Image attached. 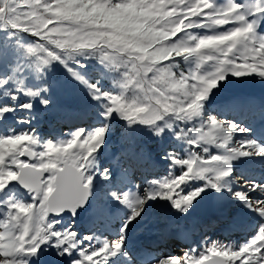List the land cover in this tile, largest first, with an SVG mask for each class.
<instances>
[{
    "label": "snow or ice",
    "instance_id": "6c2138e0",
    "mask_svg": "<svg viewBox=\"0 0 264 264\" xmlns=\"http://www.w3.org/2000/svg\"><path fill=\"white\" fill-rule=\"evenodd\" d=\"M262 21L264 0H0V31L35 38L19 51L24 67L42 81L39 87H25L17 79L19 66L0 78V121L20 111L28 116L16 123L30 124L36 99L44 112L57 114L59 123H68L72 115L88 120L87 111L72 114L52 105V85L44 73L54 63L65 68L95 107L91 126L77 127L65 134L67 139L40 142L34 129L9 128L0 134V264H40L49 249L61 258L58 264H264V182L233 176L232 168L243 158H264V144L235 140L249 129L204 114V105L227 77L264 79V34L257 31ZM193 29L210 34L197 35ZM77 56L94 57L104 70L101 78L105 72L115 74L113 90L68 67L67 61L85 67ZM179 61L192 65L191 70L182 69ZM251 115L264 120V106ZM114 116L125 126L113 154L108 141ZM137 125L157 140L169 133L183 145L160 154L168 163L166 175L148 178L157 165ZM105 155L109 166H98L97 157ZM134 176L142 183L133 184ZM94 182L101 188L98 194ZM209 191L226 193L258 218L244 243L223 244L204 235L199 252L182 248L161 255L157 249L174 234L181 239L192 232L206 234L218 220L189 227L158 220L154 240L127 247L149 201L167 202L183 217ZM222 201L223 196L214 211H227ZM112 202L123 211L113 215ZM86 206L93 225L104 226L111 238L103 230L82 234L65 222Z\"/></svg>",
    "mask_w": 264,
    "mask_h": 264
},
{
    "label": "rangeland",
    "instance_id": "374dc122",
    "mask_svg": "<svg viewBox=\"0 0 264 264\" xmlns=\"http://www.w3.org/2000/svg\"><path fill=\"white\" fill-rule=\"evenodd\" d=\"M218 3H223V0H217ZM237 3H256L257 0H235ZM223 29H216L214 31H222ZM194 34L205 35L210 34L205 29H193ZM258 32L264 34V21L261 22ZM35 38L26 33H18L14 31H0V78L10 73L13 66H19L22 70L17 75V79L23 81V85L27 88L39 87L42 81H36L31 73L24 67V58L20 54V47L27 46L33 43ZM85 65L84 68H79L73 61H67L68 67L73 71L83 76L89 82H96L99 80V86L105 91H112V76L115 74L104 73L103 78L100 77V73L104 72L101 65H99L94 57H90L85 60L82 56L75 57ZM180 67L185 70H191L192 65L185 64L183 61H179ZM203 71V69H202ZM44 79L52 85L50 90V98L52 105L56 107L64 108L68 113L75 114L79 111L89 112V118L87 121L79 119L76 115L69 117L68 123H59L58 116L54 112H44L39 100L33 101V110L31 123L28 125L17 124L18 118H24L28 116V113L17 111L16 113L9 114L8 119L0 121V134H7L9 128L14 131L23 130H35V135L40 142L57 141L67 139L65 135L70 131H74L79 126H91L95 117V107L90 98L86 96L83 88L68 75L64 67L59 63H54L49 70L44 73ZM9 90H12L11 83L6 85ZM249 101H256V105H250ZM10 103L9 101H5ZM20 102H27L26 98L20 97ZM258 106H264V79H259L255 75L248 77H227L220 86L214 90V95L210 97V101L204 105V114L215 115L220 119H227L235 121L241 126L249 129L246 134H237L235 140L252 139L258 143L264 144V120L251 115L252 112L257 110ZM43 115V116H41ZM123 121L118 118H114L110 122V136L108 141L112 147L113 154L116 151V145L118 137L120 135L117 129L119 123ZM57 127V128H56ZM140 128V132L149 134L148 141L156 140L152 137L151 133L145 131L141 126H134ZM162 140L165 144L169 142L176 146V151H180L183 148L182 144H178L171 134L166 133ZM160 139L159 142H162ZM146 144V142H143ZM165 147H161L160 150H149L153 154V158L157 165L155 172L150 173L148 178H159L166 175L168 172V163L159 159L160 154ZM212 152H216V149H211ZM23 159V158H22ZM98 166H109V157L105 155L103 158L97 157ZM233 176H243L247 179H253L257 182H264V158H243L232 163ZM178 174V173H177ZM142 183L137 180L136 176L133 177V184ZM132 184H125V189L132 190ZM124 190V189H122ZM17 191L21 194V198L27 201L29 198L23 195L22 191ZM101 188L95 184L93 187L94 194H98ZM210 195V207L212 209L211 215L206 216L209 210V203L206 198L203 209L201 208V214L196 212L197 207L201 204H195L193 209L190 210L191 214L186 216H180L176 213L167 202L164 201H149L146 206V213L144 219L133 228L132 232L127 237V247L129 249H135L140 246H147L152 240L156 238L153 230L154 222L158 220H165L169 223L183 224L186 227L191 225H199L202 223L210 222L212 219H217V227L209 233L192 232L189 238L181 239L177 235H173L166 244L161 245L157 251L161 255L177 254L180 249H192L195 248L197 252L201 249V240L204 235L208 236L209 241H217L223 244H235L240 245L245 242L251 235L254 234V226L259 223L258 218L250 213L247 209L243 208L239 204L231 201L226 193H215L209 191ZM223 196L222 207L227 211L220 213L214 211L217 206V202ZM205 197V196H204ZM110 210L113 215H116L123 211L121 206L112 202ZM65 222H72L74 228L79 230L82 234H89L91 230H103L105 235L111 238L110 231L105 230L104 226H94L93 217L89 208L85 218L76 222L68 220ZM235 224V227L232 225ZM114 227V225L112 226ZM61 258L54 255L53 250L49 249L44 253L40 260V264H58Z\"/></svg>",
    "mask_w": 264,
    "mask_h": 264
},
{
    "label": "trees",
    "instance_id": "16d2710c",
    "mask_svg": "<svg viewBox=\"0 0 264 264\" xmlns=\"http://www.w3.org/2000/svg\"><path fill=\"white\" fill-rule=\"evenodd\" d=\"M41 116H43V115H41ZM124 126H125L124 122L119 123V125L117 127L119 132H121V130L124 128ZM136 128H138V127H136ZM140 133H141V137H140L141 141L146 142V145L148 146V148H150L152 150H160L162 146L165 147L164 149L176 150V146L170 142L168 144H165V142L162 139H161L162 142H159V140H157V139L150 142L147 139L150 136L149 134H144L142 132H140ZM68 220H70V219H65V221H68Z\"/></svg>",
    "mask_w": 264,
    "mask_h": 264
},
{
    "label": "water",
    "instance_id": "95a60500",
    "mask_svg": "<svg viewBox=\"0 0 264 264\" xmlns=\"http://www.w3.org/2000/svg\"><path fill=\"white\" fill-rule=\"evenodd\" d=\"M17 188H18V186H17ZM18 190L23 192V190H21V189H18ZM206 198H207L208 203H209V210H208V211L206 210V212H207L206 216H208V215L210 216V215H211V211H212V209H211V207H210V203H211V201H210V195H209V194H207L205 197H203V199L200 200L201 204L197 207L196 212H197L198 214H201V208L203 209V207H204V205H205ZM88 211H89V207H87V206H86L85 209H80V210L78 211V216H77L76 219L73 220V221H76V222H80V221H82V220L85 218L86 213H87ZM66 219H69V218L66 217Z\"/></svg>",
    "mask_w": 264,
    "mask_h": 264
}]
</instances>
